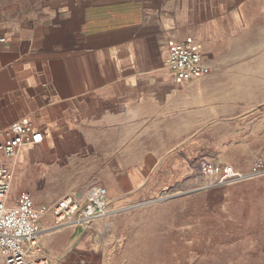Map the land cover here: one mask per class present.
Masks as SVG:
<instances>
[{
  "label": "crops",
  "instance_id": "crops-1",
  "mask_svg": "<svg viewBox=\"0 0 264 264\" xmlns=\"http://www.w3.org/2000/svg\"><path fill=\"white\" fill-rule=\"evenodd\" d=\"M187 38L210 73L180 83L167 47ZM0 40L7 206L26 195L46 208L38 246L49 264H254L264 248L254 220L221 209L185 161L234 159L221 155L229 144L254 160L264 0H0ZM21 118L42 141L6 157ZM93 186L108 214L54 228L56 203Z\"/></svg>",
  "mask_w": 264,
  "mask_h": 264
},
{
  "label": "built area",
  "instance_id": "built-area-1",
  "mask_svg": "<svg viewBox=\"0 0 264 264\" xmlns=\"http://www.w3.org/2000/svg\"><path fill=\"white\" fill-rule=\"evenodd\" d=\"M1 42L3 40H0ZM167 68L177 82H187L207 76L210 69L202 64L199 49L191 38L183 42L171 43L167 47ZM10 141L2 147L6 157H14L25 144H37L42 141L40 133L29 128L27 118L12 123L8 129ZM198 171L217 185L240 179L241 175L232 167H216L201 163ZM12 175L0 168V264H49L41 256L38 239L42 233L37 215L44 213L34 208L30 197L20 195L14 207L7 206V197ZM108 214L106 195L99 186L91 187L82 200L77 196L59 200L52 209L53 227L65 225H88L93 219L103 218Z\"/></svg>",
  "mask_w": 264,
  "mask_h": 264
},
{
  "label": "rangeland",
  "instance_id": "rangeland-1",
  "mask_svg": "<svg viewBox=\"0 0 264 264\" xmlns=\"http://www.w3.org/2000/svg\"><path fill=\"white\" fill-rule=\"evenodd\" d=\"M262 83L261 81L258 85L256 83L257 87ZM242 85L244 88L254 89L255 81H242ZM262 92L259 93L254 89V99L257 98L258 100L256 101L258 103L264 100V90ZM216 132L217 139H222L223 129H217ZM218 146V143L211 144V152H214V148ZM232 147H234L232 144L226 145V148L221 151V155L226 157L234 156V159L216 160L193 157V159H186L185 162L194 171L193 173L195 174L193 176L202 179V183L206 187L205 189H209L212 193H215V196H221V209H225L230 215L235 217L245 218L249 222L248 224H251L250 226H252L250 221L254 220V232L256 231L262 235V237H259L261 240H258V243L264 245V127L254 128V160L236 158L240 154L230 150ZM228 148L229 150L226 151ZM204 162L216 167L230 166L241 175V178L217 185L213 181L206 179L198 171L199 165ZM254 252L256 253L254 254V264H264V248L255 249ZM229 259L231 260L232 258ZM236 263L244 264L243 262ZM228 264L233 263L230 261Z\"/></svg>",
  "mask_w": 264,
  "mask_h": 264
}]
</instances>
